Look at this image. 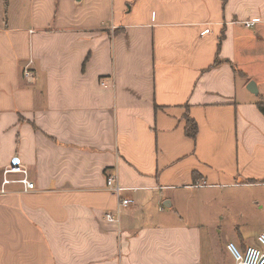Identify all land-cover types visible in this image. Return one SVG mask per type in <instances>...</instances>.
Masks as SVG:
<instances>
[{
    "label": "crops",
    "instance_id": "obj_1",
    "mask_svg": "<svg viewBox=\"0 0 264 264\" xmlns=\"http://www.w3.org/2000/svg\"><path fill=\"white\" fill-rule=\"evenodd\" d=\"M260 102L264 0H0V189L15 163L36 183L0 192V264H236L264 230Z\"/></svg>",
    "mask_w": 264,
    "mask_h": 264
},
{
    "label": "built area",
    "instance_id": "obj_2",
    "mask_svg": "<svg viewBox=\"0 0 264 264\" xmlns=\"http://www.w3.org/2000/svg\"><path fill=\"white\" fill-rule=\"evenodd\" d=\"M244 24L248 27L253 26L254 22L248 21ZM23 75L28 82L34 81L35 79V75L29 65L24 69ZM12 184H21L23 192H31L36 188L35 181L30 178L29 169L24 164L20 163L11 164L4 168L0 192L2 194L7 192L8 187ZM107 188L116 196L118 205L116 214L113 215L108 212L107 219L120 222L119 216L122 209L129 207L130 204L133 203V200L129 197H123L122 192L126 188L120 184L119 177L116 174L109 175L107 178ZM226 246L236 264H264V230L258 235L255 244L242 248L235 242L229 241L226 243Z\"/></svg>",
    "mask_w": 264,
    "mask_h": 264
},
{
    "label": "water",
    "instance_id": "obj_3",
    "mask_svg": "<svg viewBox=\"0 0 264 264\" xmlns=\"http://www.w3.org/2000/svg\"><path fill=\"white\" fill-rule=\"evenodd\" d=\"M80 1V0H77ZM249 90H251V92L257 94L258 93V89H257V84L254 81H250V85H249Z\"/></svg>",
    "mask_w": 264,
    "mask_h": 264
},
{
    "label": "trees",
    "instance_id": "obj_4",
    "mask_svg": "<svg viewBox=\"0 0 264 264\" xmlns=\"http://www.w3.org/2000/svg\"><path fill=\"white\" fill-rule=\"evenodd\" d=\"M259 108L264 113V102L259 103Z\"/></svg>",
    "mask_w": 264,
    "mask_h": 264
}]
</instances>
